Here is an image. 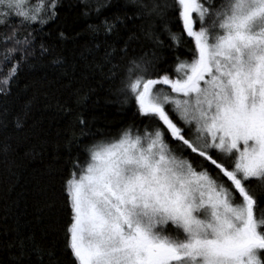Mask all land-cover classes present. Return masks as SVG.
Wrapping results in <instances>:
<instances>
[{
  "label": "snow or ice",
  "instance_id": "obj_1",
  "mask_svg": "<svg viewBox=\"0 0 264 264\" xmlns=\"http://www.w3.org/2000/svg\"><path fill=\"white\" fill-rule=\"evenodd\" d=\"M29 4L0 0V27L18 21L39 32L61 21L66 7L65 0ZM78 6L83 16L115 9L100 25H89L94 36L119 37L132 24L129 42L142 37L154 50L152 59L130 57L129 42L81 52L93 60L87 70L97 88L107 84L111 92L119 81L122 103L131 102L147 123L113 137L77 115L79 135L65 143L70 159L60 191L68 213L64 251L72 264H264V0H79ZM17 35L13 29L0 39L4 99L30 54L16 47L30 45ZM185 38L192 41L190 59L176 56L169 75L163 49L185 48ZM47 51L41 45V54ZM94 94L89 89L78 104L88 105ZM192 154L223 179L189 159ZM9 247L19 249L13 264H63L55 241L32 235Z\"/></svg>",
  "mask_w": 264,
  "mask_h": 264
},
{
  "label": "trees",
  "instance_id": "obj_2",
  "mask_svg": "<svg viewBox=\"0 0 264 264\" xmlns=\"http://www.w3.org/2000/svg\"><path fill=\"white\" fill-rule=\"evenodd\" d=\"M37 2L30 0L29 7H34ZM65 4L61 21L45 26L42 31H35V26H20L18 21H11L8 28L0 27V39L15 29L18 33L16 39L24 41L27 38L30 41V45L21 43L16 46L21 50L27 47L30 54L22 61L19 79L11 96L7 99L0 97V264H13L12 258L19 254V249L9 246L32 235L45 244L55 241L57 258L63 264H72L71 256L64 251L62 232L68 213L60 191L70 159L65 143L73 132L79 135L77 115L83 114L85 118L94 120L96 129L113 137L130 125L142 127L147 123H142V118L134 114L135 106L131 102L122 103L123 97L116 91L119 81L112 86L111 92L107 84L103 89L97 88V80L87 70L93 60L81 58V52L92 48L93 44L124 47L134 34L127 29L134 25L126 24L119 37L105 39L102 31L94 36L89 25H100L115 9L99 16L95 13L83 16L79 0H65ZM178 30L179 25L173 28V31ZM60 32L68 38L60 39ZM135 35L140 37L139 32ZM159 39L165 45L169 44L166 35L160 34ZM185 39V48L175 51L167 47L163 49L162 67L169 75L174 76L172 68L176 56L190 59L187 48L192 46V41ZM41 45L48 49L44 54H41ZM129 47L130 57L152 59L154 48L142 37L129 42ZM2 50L3 45L0 44ZM160 54L157 51V55ZM101 55L102 52L97 53V59ZM57 60L61 63H54ZM126 65L127 61H124L123 66ZM6 71L0 67V79ZM89 89H94L95 94L88 105L81 107L78 101L88 94ZM84 143L91 142L86 140ZM173 147L177 145L173 144ZM188 158L203 164L210 173L223 179L202 158L195 154ZM214 158L220 160L219 156L214 155ZM80 159L83 161V154H80ZM256 187L260 190V186ZM53 202L55 206L49 208L48 204Z\"/></svg>",
  "mask_w": 264,
  "mask_h": 264
},
{
  "label": "rangeland",
  "instance_id": "obj_3",
  "mask_svg": "<svg viewBox=\"0 0 264 264\" xmlns=\"http://www.w3.org/2000/svg\"><path fill=\"white\" fill-rule=\"evenodd\" d=\"M167 90V89H166Z\"/></svg>",
  "mask_w": 264,
  "mask_h": 264
}]
</instances>
